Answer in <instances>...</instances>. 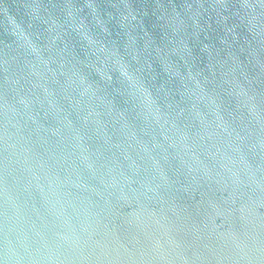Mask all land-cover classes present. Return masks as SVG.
<instances>
[{"label": "water", "instance_id": "95a60500", "mask_svg": "<svg viewBox=\"0 0 264 264\" xmlns=\"http://www.w3.org/2000/svg\"><path fill=\"white\" fill-rule=\"evenodd\" d=\"M0 264H264V0H0Z\"/></svg>", "mask_w": 264, "mask_h": 264}]
</instances>
